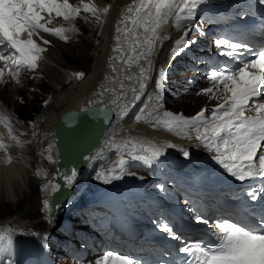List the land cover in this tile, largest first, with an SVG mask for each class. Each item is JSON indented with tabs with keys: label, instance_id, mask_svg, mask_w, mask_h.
Masks as SVG:
<instances>
[{
	"label": "rangeland",
	"instance_id": "obj_1",
	"mask_svg": "<svg viewBox=\"0 0 264 264\" xmlns=\"http://www.w3.org/2000/svg\"><path fill=\"white\" fill-rule=\"evenodd\" d=\"M72 1L74 4L79 3V0H70L71 3H73ZM102 1L106 5L112 2V0ZM85 2H88V0H85ZM95 5L99 8L96 3ZM123 8L121 6L120 11L117 9L116 11L118 12L111 9L106 15L101 14V19L104 21L103 24L97 22L90 13L82 12L81 16L74 22L79 31L72 34L67 42L50 34L41 33L45 39L50 41V44L43 45L42 41H40L42 46L47 50L42 54L43 60L40 61L38 69L35 72L22 70L19 76V84L7 74L4 76L3 81H0V116L3 119H8L10 124L13 122L15 126L14 130L16 131L12 132L11 136H17L16 138L22 144L23 150L28 154L26 160L29 163L24 175H22V179L18 180L20 189L18 195L14 198H6L3 193L0 194V229H10L12 232L11 245L0 244V262L3 260L1 258L10 259L12 257L14 258L13 264H88L86 261L92 259L87 257L93 252H96L91 246L95 247L96 244L99 245L100 241L97 238L105 235L103 224L108 223L110 218L115 215L114 210L109 208L108 204L103 203V198L99 193L103 194L101 190L117 187L121 183V179L127 178V176L143 180L146 190H149L155 196H159L162 200L170 202L185 218L191 219L193 222L202 208V203L203 205L219 204V201L212 196L215 194L214 192H211V195L206 194L207 192H205V195H198L195 193L189 194L184 191L177 181L167 176L169 163H165L163 166L162 162H156V165L158 164V173L156 174H146L141 171L131 170V172L126 171L128 174L119 180H113L108 184L102 183L97 179V174L102 171L106 172L109 167L114 166L118 162L120 155L123 154L125 159L127 157L126 153L122 151L117 153L116 149L113 148L114 151L110 157L111 159H106L102 164L101 162L98 163L93 173L87 176L88 181L86 183H84L83 179L76 177L73 183L76 189V197L74 196L75 199L73 197L71 200H74V202L63 207L59 214L54 215L53 218L48 217L47 210L43 208V201L45 199L49 200L52 195L50 187L49 191L45 192L43 186L49 183L53 169L52 167L45 168V165L41 161L44 160V155L47 153L48 155L50 153L52 154V150L50 149L49 138L44 135L38 137V135L48 115L50 113L57 115L63 110L64 103L57 105L60 97L63 99L65 96L70 95L73 89H77L71 83L70 78L73 77L72 75L80 71L85 74L83 80L89 76L95 64L96 57L99 56V46L101 45L100 50L103 49L102 45L104 44L102 38L107 33L106 30L108 27L106 28V26L108 23L112 25L108 32L109 40L105 51L108 54L106 53V57H113L112 52L109 53L108 51L117 44L115 39L117 35H120L122 41H124V37L122 36L123 31L121 33L116 32V28L119 26L117 22L122 21L125 15H130L126 11L128 5L123 6ZM206 14L204 12L196 15L193 21H184L181 27H177L175 21L172 20L171 28L169 27V31L172 32L171 38L160 50L155 46V51H158L157 55L155 54L157 58H154L153 55L150 57L153 61V68L149 75L150 79L147 81V87L136 106L132 102L130 103V107L131 105L134 107H131L133 113L126 120L131 124L135 123L134 126L132 125L133 130H131L132 132L127 131L128 133L125 132L123 134L120 131L122 136H126V140L130 138L138 139V134L140 135L144 131V128H141V126L147 125V127L153 128L150 121H156L155 119L163 113L162 107L159 109V113H153L151 118L148 117L146 121L144 119L140 121L135 120V117L142 112L146 116L151 111L150 106L155 103L149 100V97L157 93L155 79L158 78V68L161 66L167 69L165 91L163 93V100L160 102L163 106L166 105L176 111H186L187 114H193L196 111L197 114L199 108L202 106H208L211 112L214 106H217L222 100L212 99L210 98L211 94L205 95L201 90L210 86V82L206 79V74L213 66L218 65L213 64L217 60V56H219L218 51L213 46V41L216 37H225L228 35L225 26L230 25L232 22L229 18L233 20L234 12L229 13V17L220 21L207 18ZM114 25L116 27L112 28ZM64 26L67 27V25ZM119 27L122 30L124 29L122 24ZM189 28H192V31L189 32ZM185 32H188L189 39L193 41L197 40L196 43H199L197 50L199 52L196 54L193 50L196 43L191 45L189 47L191 53L178 66L176 62L179 57L177 56L175 59L171 58L170 52L174 47V42L180 39ZM207 32L209 33L206 35ZM109 46L110 48H108ZM119 53L117 52L114 56L113 63L117 61L116 63L122 68L125 65L123 60L130 53L125 51L123 54L120 53L121 56L118 55ZM117 57L118 60L116 59ZM103 64L104 67H101L102 70L100 69V72L106 74L103 72V69H108V64L106 62H103ZM222 65H224V61L221 62L220 66ZM3 67L4 63L0 61V68ZM133 67L130 69V72L133 71ZM5 71L7 73V69ZM67 73L71 74L69 78L65 77ZM36 77H39V79ZM87 83L83 87L84 89L81 88L82 91L80 93H85L91 102L97 103L99 101L98 104H100L105 100L104 106H108L109 108H107L109 110H112L117 105L111 102L112 99H109L110 96H107L110 95L109 89H107L108 91L104 90L102 92L104 83L101 81V78L98 77L97 79L95 77L93 81L91 80ZM91 89L94 91H89ZM101 96L102 99L104 98L103 100L100 98ZM98 97L101 101L100 99L98 100ZM146 105H149V107L145 108ZM183 108L185 109L183 110ZM196 114L194 113L193 116ZM190 117L192 116L188 118ZM2 121L1 124L3 123ZM3 126L9 132L8 127H5V124ZM115 128L114 131L118 132L117 129L123 130L126 127L119 124ZM153 130L158 131L159 129L153 128ZM116 143L114 139L112 144ZM34 163L39 165L40 176L36 175L39 169L34 171L36 167L31 168ZM119 192L122 203L136 218L149 220L152 223L159 221L160 223L167 224L171 228L180 223L170 218L165 207L149 200H142L136 194H129L125 191ZM15 212H18V218H15L14 221L21 222V225L12 224L13 221L8 218L9 214ZM18 233H21L22 238L17 236ZM70 240L74 241L75 244L71 246L69 244ZM121 254L135 257L141 261V264H144L142 256L145 255V248L139 245L137 246L136 242L129 244L128 250Z\"/></svg>",
	"mask_w": 264,
	"mask_h": 264
},
{
	"label": "snow or ice",
	"instance_id": "obj_2",
	"mask_svg": "<svg viewBox=\"0 0 264 264\" xmlns=\"http://www.w3.org/2000/svg\"><path fill=\"white\" fill-rule=\"evenodd\" d=\"M204 2L205 0H133V4L126 10L130 15H125L121 21L125 24L124 29L116 28L117 33L123 31L126 47L121 46V36L117 35L113 52L130 53L123 62L128 68L133 65L138 67L139 75H127L125 79L138 81V87L126 90L133 94L130 101L118 103L121 99H126V96L117 97L113 101L118 104V116H125L128 103L139 101L147 87L149 73L153 68L150 57L155 52L157 41L163 38L158 30L170 20H174L177 27L183 26L184 21H193L197 7ZM260 3L264 4V0H260ZM82 12L90 13L97 22L103 24L101 14L106 15L109 7L98 8L91 0H79L77 4L70 0H0V61L4 63V67L0 68V81L7 74L19 84L22 70L35 72L43 60L42 54L47 50L42 44H50L41 33L67 42L72 34L79 31L74 22ZM61 19L67 23V27L63 24L50 26ZM188 31H192V28ZM195 43L196 41L189 39L188 32H185L174 42L171 58L183 54ZM213 46L219 55L237 61L235 66H213L206 74L210 86L203 88L202 93L211 94L210 98L222 99L223 102L211 110L210 117L205 115L209 111L207 108L201 109L190 118L165 111L162 120L150 121L151 126L175 135H183L189 140L195 139L213 153L212 159L216 164L238 182L255 177L264 178V47L256 48L246 40L229 36L216 37ZM246 53L249 58L243 59ZM142 60L144 64L140 63ZM113 71H116L115 67ZM84 75L83 72L75 73L76 79H83ZM166 79L167 69L161 66L158 68V78L155 79L157 93L149 97L155 103L150 106L151 111L146 116L143 112L137 115L136 121L147 120L153 113H159V109L163 107L160 102L163 100ZM120 86L124 88L123 83ZM148 107L149 105L145 106ZM67 119H75V113L69 114ZM2 120L0 117V121ZM5 126L8 127L11 137L12 129L7 124ZM110 146L118 152L126 153L132 160L141 161L148 166L164 155L165 148L174 147L170 142L157 144L152 140L134 138ZM7 148L0 141V152L6 153ZM181 151L184 157H189L187 150ZM48 159L51 160L52 157L49 156ZM5 163H11V157ZM127 164L128 160L122 154L114 166L109 167L106 172H99L97 179L105 184L119 180L128 174ZM36 175L40 176L41 172L37 170ZM76 177L77 171L72 169L70 174L61 179L70 187ZM49 187L52 193H61L60 183L49 181L43 186V190L48 192ZM247 195L252 201L261 198L255 190L249 191ZM59 207V198L55 203H50L48 199L43 201V208L49 212ZM195 221L205 225L211 222L201 213L196 215ZM214 224L211 243L207 246L186 243L179 251L191 253L196 264H264V214L251 224L240 223L231 216L216 218ZM160 230L167 232L173 239H182L167 224L162 225ZM11 237L10 229H0V244L10 246ZM88 264H141V261L127 254L106 251Z\"/></svg>",
	"mask_w": 264,
	"mask_h": 264
},
{
	"label": "bare ground",
	"instance_id": "obj_3",
	"mask_svg": "<svg viewBox=\"0 0 264 264\" xmlns=\"http://www.w3.org/2000/svg\"><path fill=\"white\" fill-rule=\"evenodd\" d=\"M91 1L94 4L96 3L99 6V8H101V9L104 7H109V11L112 9L115 12H118L116 10L117 9L119 10L121 8V6H122V9H124L123 6L125 7L128 5V7H129L130 5L133 4V0H112V2L110 4H107V5L105 3H103L102 0H98V1L97 0H91ZM230 1H232V0H217V1L205 0V2L203 4H201L197 7L196 15H200V14L206 12L207 17H210V16H212V14L215 13V11H218V10L227 11L230 8V6L233 4V2H230ZM211 2H215V3H211ZM255 4L258 5V2H255ZM173 21L170 20V22L167 25L162 26L163 28L161 27L160 31H158L159 35L163 37L162 39H159L157 41V43L155 44V46H157V48L159 50L161 49V47H163L164 44H166L167 41H169V39L172 36L171 35L172 32L169 31V27L173 23ZM59 24L67 25V23L64 22L62 19L59 20L58 23L54 22L55 26H59ZM120 24H122L123 28L125 27V24L121 23V21L119 23L117 22V25L120 26ZM175 24H176V22H175ZM111 25L108 23V25L106 26V28L108 27V29L106 30L107 33L104 34L103 38H102L103 44H104V45H102L103 49L100 50V48H101V45H100L99 50H98L99 56L96 57L95 64L93 65V68L91 69L89 76L85 80H83V79H76L75 74L72 75L73 77L70 78L71 83L73 84V87L77 88V89H73L71 91L72 93L70 95L65 96L63 99H61L62 97H60L61 100L60 99L58 100L57 105L64 103L63 110H61L57 115L50 113L48 115V117L45 119L44 124H43V128L40 130V133L38 135V137H41V135H44L47 138H49V140H50V149L52 150L51 151L52 154L50 153L48 155V153H47L46 155H44V160H42L41 162L45 165V168L52 167V169H53L52 173L53 174H54V171L56 170V164H57V159H58L57 158V152H56L54 142H53L54 140L52 139V134H51L52 124H53L54 119L61 112L65 111L67 109H70V108L81 109L83 107L90 105L91 103H96V102H91V100L88 99L89 97L87 95H85V93L84 94H83V92L80 93V91H82L81 88L84 89L83 87L85 86V84L87 82H90L91 80L93 81L95 79V77L97 79L99 77V78H101V81L104 83L103 84V90L100 88L102 90V92L104 90H107V89H109V91H110V95H107V96H110L109 99H112V101L111 100L110 101L113 102L114 100H116L117 97L126 96V99H121L118 102L119 104H124V103L130 101V99H131L130 96L133 95L130 91H126V90L130 87H137L138 86V81H130V80L125 79V77L127 75H135L136 74V76H138L139 75V68L138 67L133 65L134 66V67L132 66L133 71L130 72V69L132 67L128 68L126 65H124L121 68V66L116 63L117 61H114V63L117 64V65L116 64L114 65L113 58L117 54V52L116 53L113 52V48L110 49V51H108L109 53L112 52L113 57H110V58L106 57L107 52L105 53V51H106V47L108 45V40H109L108 39V32H109ZM115 27H116L115 25L112 26V28H115ZM112 32H113V30H112ZM122 36H123V34H122ZM111 39H112V37H111ZM233 39H238V38H233ZM114 42H115V40H114ZM116 43H117V41H116ZM121 46L125 47L124 41H122V39H121ZM108 48H110V46ZM157 52H158L157 50L154 52V54H153L154 58H157L155 56V54L157 55ZM118 55H120V53ZM180 55H182V54H180ZM108 56H110V55H108ZM123 56H125V55H123ZM244 56H245V54H244ZM244 56H243V59H244ZM118 57L116 58L117 60H118ZM103 62H106L108 64V66H107L108 69H103V72H105L106 74H103L100 72L101 67L104 65ZM140 63L144 64L145 62L140 61ZM217 63H219V60L217 61ZM113 67L116 68V71H113ZM122 72H124V73H122ZM70 75H71L70 73H67V75L65 77L69 78ZM149 75H150V73H149ZM117 81H119L120 83H117ZM121 83H123L124 88H121V86H120ZM89 91H94V90L91 89ZM99 92H97V93H99ZM105 94H107V93H105ZM95 96H96V94H95ZM90 97H91V95H90ZM100 98L102 99V96ZM100 98L98 97V100ZM101 99H100V101H101ZM110 101H108V102H110ZM104 102H105V100H103L100 104L104 105ZM137 102L138 101H132V104H134L136 106ZM222 102L223 101H220L219 103H222ZM116 104L117 103H115V105ZM66 105H68V106L65 107ZM112 105H113V103H112ZM109 106H110V104H109ZM116 106H115L116 108L115 107L114 108L117 110H115L113 107H112L113 109L110 110L112 112V119H111V123L109 124L108 129L105 132L104 137L101 139V142L95 148V150L86 156L89 158L87 165L84 168L77 171V175L80 174L77 177L80 179H83L84 183H86L88 181L87 176H90L93 173L94 168L98 163L101 162V164H102V163H104V161L106 159H109L112 156L114 149L112 147L109 148V146H110V144L113 143V140L115 139V141L117 142L116 144H119L121 141L126 140L125 139L126 136L125 135L122 136L121 132L123 134L125 132L128 133L129 131L133 130L132 125L134 126L135 123L131 124L126 119L129 116H131V113H133L132 108H134V107H132V105H131V107H132L131 108L130 103H128V109H127L126 115L123 117H120L117 115V112L119 111L118 104ZM106 107H108V106H106ZM164 107H167V106H164ZM165 111L171 112V113L177 114V115L181 114L179 111L172 110L171 108H170V110H168V109L163 110V113ZM163 113L160 114V117H158L157 120L163 119ZM8 115H9V113H8ZM2 122L3 123L1 124V121H0V141H2L5 145H7L8 148H7L6 153L0 152V194L3 193L6 196V198L7 197H13L14 198L16 195H18V191H20L18 180L22 179V175H24L27 167L29 166V163L26 160V157L28 156V154L23 150L22 144L16 138L17 136L15 137V135H13L10 137L9 132H7V130L3 126L4 124L5 125L7 124L12 129V132H14L16 130H14L15 126H14L13 122H12V124H10L9 123L10 121H8V119H3ZM119 124L124 125L126 128H123V130L117 129L118 132H115L114 128L116 126H119ZM142 125H143V123H142ZM141 128H144V131L141 132L140 135L138 134V137H139L138 139L152 140V141L156 142L157 144H159L161 142H170L172 145H174V147L165 148L164 155H162L156 162L157 163L162 162L163 166L165 163L166 164L169 163V165L167 167V170H168L167 176L175 179L181 186H184V190L195 192V186H194L193 182L191 181V179H192L193 181L204 180V181L208 182V184L210 185V188H206V187L203 188L204 190H206V192H210L208 190H214V192H217L216 187L209 183V182H211L210 178L214 177L216 174H223V175L229 176L221 168V166L216 164V162L212 159V155H213L212 153L204 155V154L199 152L200 151L199 149H195V150L193 149L197 143V141H195V139L189 140L186 137H184L183 135H175V134H172L166 130H161L159 128H156L159 130L155 131V130H153V128H155V127L149 128V126L147 127V125L141 126ZM136 130H138V129H136ZM193 136H194V133H193ZM12 137H14V138H12ZM53 148H54V150H53ZM181 149L187 150L190 154L189 157H187V158L184 157L182 155ZM180 152H181V154H180ZM117 153H118V151H117ZM49 156L52 157L51 160L48 159ZM54 156H55V160H54ZM8 157H11V163H5V161ZM104 157H105V159H103ZM126 160H128V164L126 165V171L127 172H131V170H137V171H141V172L146 173V174L147 173H149V174L158 173L157 172V165L158 164L156 165V162H154L151 166H148V165H145L141 161L132 160L131 157H129V156L126 157ZM33 167H36V168H34V171H36V169H39V171H40L38 164L34 163L31 166V168H33ZM213 167H215V170L212 169ZM236 182L239 184H237L235 186L218 187V189L224 188V191H226L224 193L223 197L221 198V200L224 201L226 203V205L228 206V208L227 207L224 208V209L227 208V214L236 211V210H234V208L232 206H229V204H231V201L235 198L236 194H239L240 196H242V198L240 199L241 200V206H242L241 209H244L245 206L247 205V202H246L245 198L243 197V195L247 191V186L243 182L242 183L238 182V181H236ZM52 183H55V181ZM71 187L73 188L74 193H73V196L71 197L70 201L65 205L64 204L61 205L58 208V210H55V213H53V216L59 214V212L61 211V209L63 207H66L70 203L74 202V200L73 201H71V200L73 199L74 196L76 197V195H75L76 189H75L73 184L71 185ZM119 191H125V192H128L129 194H133V195L134 194L140 195L144 199L153 198L152 194L147 192V190L145 188V182L143 180L138 179V178H130L128 176H127V178H122L121 183H119L117 187L109 188V189H106L103 191L101 190V192H103V194H101V193H99V194L101 195L102 198L115 202V204L117 206L120 205L121 207L119 206V209L126 212L122 203H118V196L120 195ZM218 196H220V195H218ZM75 197H74V199H75ZM229 198H231V199H229ZM83 201H85V200H83ZM184 201H186V200H184ZM229 201H230V203H229ZM237 209H240V208H237ZM53 216H51V217H53ZM114 250L118 251L120 253H124L121 249H114ZM108 251H110V250H108ZM148 255L149 254H147L146 256L144 255L143 257L147 258ZM96 256L97 255H94L92 257V259L95 258ZM1 259H3V260H2V262H0V264H10L8 261H6V259L8 260V258H6V259L1 258ZM90 261H93V260H89L86 262H90Z\"/></svg>",
	"mask_w": 264,
	"mask_h": 264
},
{
	"label": "water",
	"instance_id": "obj_4",
	"mask_svg": "<svg viewBox=\"0 0 264 264\" xmlns=\"http://www.w3.org/2000/svg\"><path fill=\"white\" fill-rule=\"evenodd\" d=\"M86 108L89 111H84ZM72 113H75V119H67ZM111 119L112 112L98 103H91L81 109H67L54 119L51 134L58 159L50 180L61 184V193H53L50 203H55L59 198L61 206L71 198L73 189L66 186L61 177L70 174L72 169L78 171L87 165L88 159L85 157L99 145ZM55 210L47 211L48 217L53 216Z\"/></svg>",
	"mask_w": 264,
	"mask_h": 264
},
{
	"label": "trees",
	"instance_id": "obj_5",
	"mask_svg": "<svg viewBox=\"0 0 264 264\" xmlns=\"http://www.w3.org/2000/svg\"><path fill=\"white\" fill-rule=\"evenodd\" d=\"M186 105H188V104H186ZM185 108H183V110H184ZM8 218H10L13 222H12V224H15V225H17V224H19V223H21V222H15L14 221V219L15 218H18V212L16 213H11V214H9L8 215ZM9 222H11V221H9Z\"/></svg>",
	"mask_w": 264,
	"mask_h": 264
}]
</instances>
